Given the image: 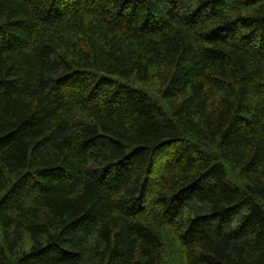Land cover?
I'll return each instance as SVG.
<instances>
[{"label": "trees", "instance_id": "obj_1", "mask_svg": "<svg viewBox=\"0 0 264 264\" xmlns=\"http://www.w3.org/2000/svg\"><path fill=\"white\" fill-rule=\"evenodd\" d=\"M0 264H264V0H0Z\"/></svg>", "mask_w": 264, "mask_h": 264}]
</instances>
